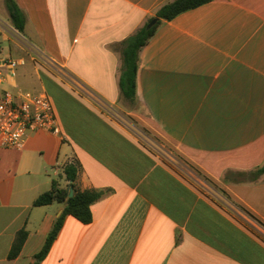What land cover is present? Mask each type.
Listing matches in <instances>:
<instances>
[{"label": "crops", "instance_id": "1", "mask_svg": "<svg viewBox=\"0 0 264 264\" xmlns=\"http://www.w3.org/2000/svg\"><path fill=\"white\" fill-rule=\"evenodd\" d=\"M172 1L16 0L20 33L0 0V60H27L0 100L44 91L61 126L0 149V264L35 262L64 205L34 201L68 185V163L82 190L104 195L91 223L66 218L41 264H264V175H239L264 165V0H213L164 21L140 52L132 103L122 44Z\"/></svg>", "mask_w": 264, "mask_h": 264}, {"label": "trees", "instance_id": "2", "mask_svg": "<svg viewBox=\"0 0 264 264\" xmlns=\"http://www.w3.org/2000/svg\"><path fill=\"white\" fill-rule=\"evenodd\" d=\"M10 16V20L16 30L20 33L25 32L27 16L19 7L16 0H4ZM213 0H174L162 6L153 19H158L157 23L148 28V24L139 29L134 35L126 39L122 44L123 66L120 76V90L122 96L132 103L137 99V74L139 69L140 52L147 46L149 41L156 34L157 29L164 21H171L180 14L199 6L207 4ZM151 19L150 22L153 20ZM80 166L77 163H68L63 168V175L68 185L62 188L57 181L53 182L51 190L45 192L34 201V206H48L55 203L64 205L63 213L56 220L53 228L48 233L46 242L39 253L35 255L33 264H41L51 252L53 245L58 238L68 216L76 218L84 224H89L93 220L91 207L100 201L104 195L101 190L89 189L82 190L79 186ZM250 181H257L264 175V165L258 169L239 173ZM73 191L74 195L69 196ZM241 211L248 215L252 220L263 225L255 216L248 212L244 207L235 204ZM264 226V225H263ZM29 233L25 229L20 230L13 242L9 253V259L19 257L28 239Z\"/></svg>", "mask_w": 264, "mask_h": 264}, {"label": "built area", "instance_id": "3", "mask_svg": "<svg viewBox=\"0 0 264 264\" xmlns=\"http://www.w3.org/2000/svg\"><path fill=\"white\" fill-rule=\"evenodd\" d=\"M24 57H4L0 60V82L8 76L16 78L24 67ZM8 70V74L4 70ZM45 131L60 135L61 126L54 103L44 91H5L0 100V149L22 150L31 135Z\"/></svg>", "mask_w": 264, "mask_h": 264}, {"label": "water", "instance_id": "4", "mask_svg": "<svg viewBox=\"0 0 264 264\" xmlns=\"http://www.w3.org/2000/svg\"><path fill=\"white\" fill-rule=\"evenodd\" d=\"M158 19H153L149 24H148V28L153 27L156 23H157ZM74 195L73 191L70 192L69 196L72 197Z\"/></svg>", "mask_w": 264, "mask_h": 264}, {"label": "rangeland", "instance_id": "5", "mask_svg": "<svg viewBox=\"0 0 264 264\" xmlns=\"http://www.w3.org/2000/svg\"><path fill=\"white\" fill-rule=\"evenodd\" d=\"M56 179L60 180L61 178L59 176L55 177Z\"/></svg>", "mask_w": 264, "mask_h": 264}]
</instances>
